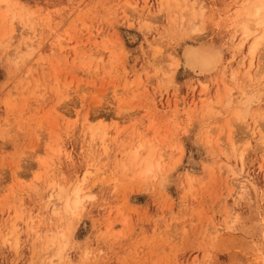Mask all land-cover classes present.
Segmentation results:
<instances>
[{
    "label": "rangeland",
    "instance_id": "374dc122",
    "mask_svg": "<svg viewBox=\"0 0 264 264\" xmlns=\"http://www.w3.org/2000/svg\"><path fill=\"white\" fill-rule=\"evenodd\" d=\"M247 1L0 0V264H264Z\"/></svg>",
    "mask_w": 264,
    "mask_h": 264
},
{
    "label": "bare ground",
    "instance_id": "6f19581e",
    "mask_svg": "<svg viewBox=\"0 0 264 264\" xmlns=\"http://www.w3.org/2000/svg\"><path fill=\"white\" fill-rule=\"evenodd\" d=\"M243 6L244 7L242 8L239 16L238 26L242 30L243 37L248 38L252 35V31L250 29L251 24L255 26H260L263 24L264 0H257L253 3L247 1ZM263 40L264 36L262 35L256 36L255 38L251 39V42L248 45V51L251 57L256 53ZM184 58L187 65H189L191 68L198 69L199 71L202 70V73L212 72L211 70L218 64L219 61V58L216 55L204 51L203 49H188L184 54ZM72 195L74 196L73 204L76 206V204L78 203L79 189H76ZM66 208L67 211H69L73 207H71V205L69 204L66 206Z\"/></svg>",
    "mask_w": 264,
    "mask_h": 264
}]
</instances>
